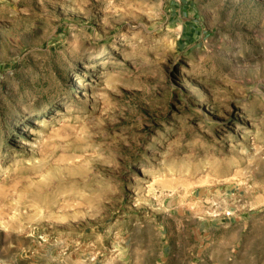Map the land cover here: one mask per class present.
<instances>
[{
	"label": "rangeland",
	"instance_id": "obj_1",
	"mask_svg": "<svg viewBox=\"0 0 264 264\" xmlns=\"http://www.w3.org/2000/svg\"><path fill=\"white\" fill-rule=\"evenodd\" d=\"M200 230L264 264V0H0V264Z\"/></svg>",
	"mask_w": 264,
	"mask_h": 264
},
{
	"label": "crops",
	"instance_id": "obj_2",
	"mask_svg": "<svg viewBox=\"0 0 264 264\" xmlns=\"http://www.w3.org/2000/svg\"><path fill=\"white\" fill-rule=\"evenodd\" d=\"M227 244L232 243L224 237L218 239L209 236L206 230H200L191 233L182 246L172 238L165 239L157 252L148 251L143 246L135 249L131 246L106 258L104 264H222L225 253L228 258L232 256L225 250ZM209 247L210 250L207 249Z\"/></svg>",
	"mask_w": 264,
	"mask_h": 264
},
{
	"label": "built area",
	"instance_id": "obj_3",
	"mask_svg": "<svg viewBox=\"0 0 264 264\" xmlns=\"http://www.w3.org/2000/svg\"><path fill=\"white\" fill-rule=\"evenodd\" d=\"M227 213H229V212H227Z\"/></svg>",
	"mask_w": 264,
	"mask_h": 264
}]
</instances>
